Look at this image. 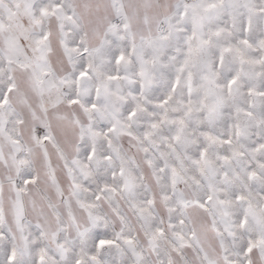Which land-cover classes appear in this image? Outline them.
<instances>
[{"label": "snow or ice", "instance_id": "obj_1", "mask_svg": "<svg viewBox=\"0 0 264 264\" xmlns=\"http://www.w3.org/2000/svg\"><path fill=\"white\" fill-rule=\"evenodd\" d=\"M0 264H264V0H0Z\"/></svg>", "mask_w": 264, "mask_h": 264}]
</instances>
